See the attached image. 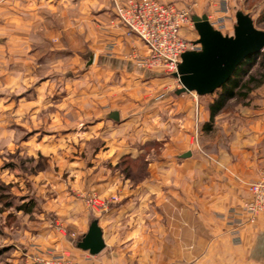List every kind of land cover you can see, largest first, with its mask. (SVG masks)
Returning a JSON list of instances; mask_svg holds the SVG:
<instances>
[{"label": "rangeland", "instance_id": "obj_1", "mask_svg": "<svg viewBox=\"0 0 264 264\" xmlns=\"http://www.w3.org/2000/svg\"><path fill=\"white\" fill-rule=\"evenodd\" d=\"M76 2L65 1L68 7L63 11L59 3L54 4L50 17L37 20L22 9L16 16L6 18L4 27L0 26V36L4 35V47L0 44V264H77L71 252L56 246V236L63 234L76 241L78 227L104 218L121 201L119 192L110 191V186L103 190L93 187L92 175L99 174L103 180L107 178L103 176L118 174L135 186L149 177L151 161L172 153L176 147L164 145L163 138L185 133L193 135V140L184 147H192L207 159L214 148L211 141L225 135L216 126L217 121L247 119L248 115L241 113L242 107L249 109L253 104V95L246 100H230L218 114L219 120L215 117L212 128L205 129L209 121L203 123L198 108L193 115H178L172 104L162 106L161 100L168 95L174 97V86L179 89L181 84L162 68L140 66L137 58L147 54L124 51L121 56L133 59L138 68L157 71L161 78L169 77L167 82L150 83L149 88L140 90L133 84L127 87L119 75L109 81L108 66L101 63L117 55L120 42L112 34L125 26L115 17L114 8L103 17L92 6H76ZM182 8H187L192 16L207 14L214 21L228 15L223 34H234L232 24L239 10L248 13L256 27L264 30V0H191ZM18 22L20 31L13 30ZM132 34L143 43L127 30L128 36ZM183 35L197 40L194 24L186 25ZM13 40L19 48L12 47ZM260 89L264 94V86ZM136 97L146 107L144 113L136 115L139 119L135 123L150 127L143 143L135 137L128 138L137 132L135 125L120 127L108 118L112 109L126 104V114H135ZM211 99L209 95L200 97L208 104ZM124 138L131 139L129 145L118 144ZM135 141L136 153H131L128 148ZM256 147L259 150L254 155L263 163L260 179L264 175V148L252 145ZM129 170L131 178L127 175ZM249 183L245 184L247 191ZM243 202L228 210L231 226L243 219L253 223L264 218L260 213L252 222L244 215L238 219ZM24 204L30 209H20ZM76 216H84L81 226L72 224L71 218ZM236 229L234 234H238ZM117 244L125 249L120 240L95 256L115 249ZM133 245L140 250L142 244L137 241ZM122 256L124 260L125 254ZM142 257L135 255L133 264H141Z\"/></svg>", "mask_w": 264, "mask_h": 264}, {"label": "crops", "instance_id": "obj_2", "mask_svg": "<svg viewBox=\"0 0 264 264\" xmlns=\"http://www.w3.org/2000/svg\"><path fill=\"white\" fill-rule=\"evenodd\" d=\"M65 1L68 2V0H0V26L4 27L8 22L6 18L16 16L22 9L32 16L33 20L42 16L50 17L54 4L58 6L59 3L61 10H66L68 5L65 6ZM76 1V6L86 4L87 8L92 6L97 10L96 14L103 17L110 14L113 8L111 0ZM159 1L173 2L182 8L190 4L191 0ZM19 22L13 30L20 31ZM233 25L235 26L232 24V27ZM2 37L4 35L0 36L1 39ZM112 37L120 42L117 55L101 63L108 66L106 78L109 81L119 75L126 81L127 87L133 84L135 89L140 90L149 88L150 83L168 81L169 77L161 78L157 71L138 68L133 59L121 56L124 51L139 55L147 54L144 43L135 35L128 36L125 27L113 32ZM13 41L12 47L19 48L17 41ZM3 42L4 39L0 40L2 47ZM177 89L174 86V97L168 95L161 100V103H164L162 106L166 108L172 104L178 115H193L198 108L197 112L200 113L203 123L210 120L208 103L202 102L201 96L195 95L194 92L177 94ZM260 90L259 87L252 91L254 99L251 108L242 107L241 113L243 115L246 113L247 119L241 118L231 122L224 120L220 123L217 121L216 126L225 132V135L211 141L214 148L210 149L212 153L207 159L192 147H184L193 140V135L185 133L172 136L170 139L163 138L164 145L176 147L171 149L172 153L167 152L162 158L151 161L149 177L135 186L128 180L120 179L118 174L113 177L103 176L107 177L103 180L98 177L99 174L92 175L93 187L98 186L101 190L110 186V191L120 194L121 201L104 218L95 220H98L102 229L105 248L110 243L121 240L125 244L124 250H121V244H117L115 249L102 256H95L79 248L78 243L91 224L81 226L80 221H83L84 216L71 218L72 224L81 226L77 228L79 239L71 241L65 235L58 234L56 246H61L65 252H71L77 264H133L132 259L138 254L143 256L141 264H264V218L259 217L253 223H245L246 220L243 219L242 223L231 226L233 222L228 217L231 206L241 204L249 197L245 184L258 180L262 169V161L259 162L254 155L259 149L252 148V145L264 148V94ZM139 97L133 99V104H138L135 114L131 116L126 114L128 104L115 107L110 112L114 110L119 112L120 120L115 123L120 127L135 125L137 132L134 131L128 138L135 137L137 142L143 143L149 137L146 131H149L150 127L144 123H135L136 119H139L136 115L144 113L146 107L143 106L145 103L140 102ZM217 116L216 119L219 120ZM138 133L141 135L138 136ZM123 141H119L118 144L127 145L131 139L127 141V138H124ZM136 141L134 144L130 143L132 146L128 150L131 149L129 150L131 153L136 151L134 149L137 146L133 147ZM189 151L191 155L183 157V154ZM234 228H237L238 234L233 233ZM236 238L239 240L236 241ZM137 241L142 244L140 250H136V246L133 245V242ZM122 253L125 254L124 260Z\"/></svg>", "mask_w": 264, "mask_h": 264}, {"label": "water", "instance_id": "obj_3", "mask_svg": "<svg viewBox=\"0 0 264 264\" xmlns=\"http://www.w3.org/2000/svg\"><path fill=\"white\" fill-rule=\"evenodd\" d=\"M234 34H223L209 21L207 14L193 15L192 20L198 33L196 40L201 50L186 51L181 55L178 70L174 73L181 87L176 93L195 92L203 96L220 88L235 72L237 67L251 54L264 50V30L256 27L253 18L242 10L236 12ZM120 120L117 110L108 115ZM186 152L183 157H188ZM106 244L98 220H93L78 247L99 254Z\"/></svg>", "mask_w": 264, "mask_h": 264}, {"label": "built area", "instance_id": "obj_4", "mask_svg": "<svg viewBox=\"0 0 264 264\" xmlns=\"http://www.w3.org/2000/svg\"><path fill=\"white\" fill-rule=\"evenodd\" d=\"M112 3L115 17L146 45L147 55L137 58L140 66L159 67L174 75L184 52L201 50L196 39L183 35L184 27L194 24L187 8L158 0H112ZM227 17L223 15L214 21L208 16V19L222 32V28L227 29ZM232 28L234 31V25ZM248 192L249 197L240 206L237 218L242 219L244 215L252 222L258 214H264V175L248 184ZM55 263L62 264L61 261Z\"/></svg>", "mask_w": 264, "mask_h": 264}, {"label": "trees", "instance_id": "obj_5", "mask_svg": "<svg viewBox=\"0 0 264 264\" xmlns=\"http://www.w3.org/2000/svg\"><path fill=\"white\" fill-rule=\"evenodd\" d=\"M263 51L264 50L248 56L220 88L208 94L212 96V99L208 104L210 109V120L205 124V129L210 130L212 128L211 125L215 117L226 108L230 100L235 98L246 100L251 96L252 91L264 86ZM137 159H139V157ZM127 175L130 178L132 177L131 170H129ZM27 207L28 204H24L20 209L29 210L30 208Z\"/></svg>", "mask_w": 264, "mask_h": 264}]
</instances>
